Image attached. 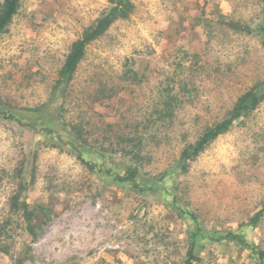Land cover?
I'll use <instances>...</instances> for the list:
<instances>
[{
	"label": "rangeland",
	"instance_id": "rangeland-1",
	"mask_svg": "<svg viewBox=\"0 0 264 264\" xmlns=\"http://www.w3.org/2000/svg\"><path fill=\"white\" fill-rule=\"evenodd\" d=\"M127 1L67 83L116 0H20L0 36V264H264V100L181 163L264 81V0Z\"/></svg>",
	"mask_w": 264,
	"mask_h": 264
},
{
	"label": "trees",
	"instance_id": "trees-1",
	"mask_svg": "<svg viewBox=\"0 0 264 264\" xmlns=\"http://www.w3.org/2000/svg\"><path fill=\"white\" fill-rule=\"evenodd\" d=\"M19 1L20 0H2L0 4V36L10 24L13 16L16 15L19 7ZM130 10L131 5L127 0H116V4L111 7L108 12L96 22L95 25L86 31L79 40L73 43L60 72V78L63 82L67 83L71 79L78 62L82 59L85 47L100 37L109 28L114 20L117 18H125L129 14ZM263 100L264 81L259 86H256L244 93L237 100L226 119L220 121L214 125V127L206 131L194 145L185 150L181 154V163L197 156L210 141L227 131L232 126L234 121H236L243 114L255 109L256 106ZM89 167L91 169L94 168L93 165H90ZM136 176L137 171L135 169H127L122 176H117V181L119 183L127 182L133 184ZM21 207L23 213L25 214L24 219L27 225L26 230L29 235L34 236L33 212L28 209V205L26 203H23ZM263 213L264 209L257 212L251 223L256 222V220ZM262 258L263 255L259 254V259ZM189 259H193L190 254ZM186 264H190V260L187 261Z\"/></svg>",
	"mask_w": 264,
	"mask_h": 264
}]
</instances>
